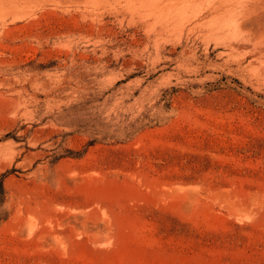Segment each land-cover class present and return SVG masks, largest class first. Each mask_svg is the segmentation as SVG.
I'll use <instances>...</instances> for the list:
<instances>
[{
  "label": "rangeland",
  "instance_id": "374dc122",
  "mask_svg": "<svg viewBox=\"0 0 264 264\" xmlns=\"http://www.w3.org/2000/svg\"><path fill=\"white\" fill-rule=\"evenodd\" d=\"M217 1L0 0V264H264V34Z\"/></svg>",
  "mask_w": 264,
  "mask_h": 264
},
{
  "label": "bare ground",
  "instance_id": "6f19581e",
  "mask_svg": "<svg viewBox=\"0 0 264 264\" xmlns=\"http://www.w3.org/2000/svg\"><path fill=\"white\" fill-rule=\"evenodd\" d=\"M183 2L184 1H181V2H178L177 5H174V9L177 10L179 7H181ZM225 2L226 1H224V0L214 2L211 6H209L202 13V15L204 17L209 16V15H213L212 17L214 20H212L213 22L210 21V26L213 27L214 33L225 32V31H227V29H229L231 27H235L236 31H235L234 36L247 35L245 37L247 40H250L253 37L262 36L264 34V14H262L260 11L257 12L256 10H254L253 15L244 18L242 21H237L233 25H226L225 23L229 19L226 16H228V13L230 12L231 7L229 4H226ZM204 14H207V15H204ZM93 15H95V17H93V16L91 17L90 23H88L89 26L94 27L97 24H100V25L103 24L104 19H99V15L97 14V12H94ZM119 16H120L119 12L111 13L109 15L110 18H114V19H119ZM252 17L255 18V21L250 20ZM104 23H108V22H104ZM228 34H230V33L228 32ZM24 82H25V80H24ZM21 91H22V89H18L17 90L18 96L14 97V98H10L11 102L16 106H21L22 102L27 101L26 97L24 96V94Z\"/></svg>",
  "mask_w": 264,
  "mask_h": 264
},
{
  "label": "trees",
  "instance_id": "16d2710c",
  "mask_svg": "<svg viewBox=\"0 0 264 264\" xmlns=\"http://www.w3.org/2000/svg\"><path fill=\"white\" fill-rule=\"evenodd\" d=\"M0 189H1V190H2V192H3V190H4V189H3V186H2V185H0Z\"/></svg>",
  "mask_w": 264,
  "mask_h": 264
}]
</instances>
